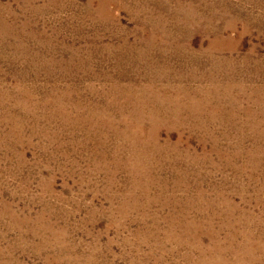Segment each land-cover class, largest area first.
<instances>
[{
    "label": "rangeland",
    "instance_id": "374dc122",
    "mask_svg": "<svg viewBox=\"0 0 264 264\" xmlns=\"http://www.w3.org/2000/svg\"><path fill=\"white\" fill-rule=\"evenodd\" d=\"M0 264H264V0H0Z\"/></svg>",
    "mask_w": 264,
    "mask_h": 264
}]
</instances>
